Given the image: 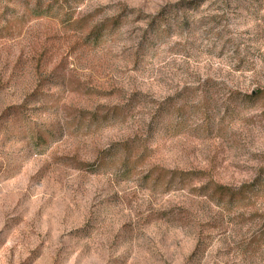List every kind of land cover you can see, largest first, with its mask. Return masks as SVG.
<instances>
[{
  "label": "rangeland",
  "instance_id": "rangeland-1",
  "mask_svg": "<svg viewBox=\"0 0 264 264\" xmlns=\"http://www.w3.org/2000/svg\"><path fill=\"white\" fill-rule=\"evenodd\" d=\"M0 264H264V0H0Z\"/></svg>",
  "mask_w": 264,
  "mask_h": 264
},
{
  "label": "trees",
  "instance_id": "trees-1",
  "mask_svg": "<svg viewBox=\"0 0 264 264\" xmlns=\"http://www.w3.org/2000/svg\"><path fill=\"white\" fill-rule=\"evenodd\" d=\"M51 5H46L45 7H41V8H40V6H36L35 9L30 11V13L32 15H34L35 17H37V18L46 19V18L50 17L53 14ZM65 15L66 14L64 13L63 17ZM213 195H216L219 200H223L224 198H227V200L232 201V199L234 198L233 194L232 193L229 194L228 190L223 188V187H217V188L213 189Z\"/></svg>",
  "mask_w": 264,
  "mask_h": 264
}]
</instances>
